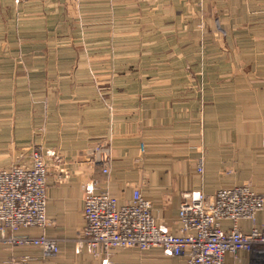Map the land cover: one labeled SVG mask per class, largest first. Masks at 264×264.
<instances>
[{
    "label": "crops",
    "instance_id": "obj_1",
    "mask_svg": "<svg viewBox=\"0 0 264 264\" xmlns=\"http://www.w3.org/2000/svg\"><path fill=\"white\" fill-rule=\"evenodd\" d=\"M46 149L59 158L45 191L58 249L12 243L39 229L6 230L0 264H186L158 248L78 250L83 184L119 205L138 188L172 234L187 193L264 194V0H0V170ZM107 155L108 175L87 163Z\"/></svg>",
    "mask_w": 264,
    "mask_h": 264
},
{
    "label": "built area",
    "instance_id": "obj_2",
    "mask_svg": "<svg viewBox=\"0 0 264 264\" xmlns=\"http://www.w3.org/2000/svg\"><path fill=\"white\" fill-rule=\"evenodd\" d=\"M14 3L19 7L23 0H14ZM109 156L102 157L99 162L105 161L106 167L101 164V173L105 175L112 162ZM50 158L59 161L52 150H39L32 154L31 167L0 170L1 233L49 225L45 222L44 206ZM87 163L91 165L95 161L88 157ZM66 173L65 170L64 175ZM96 186L92 178L87 179L79 250H83L84 245L99 248L95 256L101 255L103 250L109 258L110 250L123 245L139 250L158 248L170 256L186 257V264H224L225 255L243 251H257L264 259V222L253 223L249 231H244L240 224L242 220L254 222L257 213L264 211V194L252 192L246 186L219 190L214 197L203 193L185 194L179 206L178 218L182 224L179 235L170 233L164 225H155L151 203L143 198L138 188L133 189L126 204L118 205L109 191L95 192ZM190 215H193L191 219ZM150 229L156 231L155 238L147 234ZM45 237L52 252H56V240ZM24 239H28L27 235ZM12 243L28 244L19 237L13 238Z\"/></svg>",
    "mask_w": 264,
    "mask_h": 264
},
{
    "label": "rangeland",
    "instance_id": "obj_3",
    "mask_svg": "<svg viewBox=\"0 0 264 264\" xmlns=\"http://www.w3.org/2000/svg\"><path fill=\"white\" fill-rule=\"evenodd\" d=\"M55 156L58 157V155H56L55 153ZM111 157V156H109ZM93 161H95L94 164H91V165H94L96 166L101 172H103V167L101 164H103L104 167H106V165L104 164L105 161L103 163H99L101 162V159L99 160H95L94 158H92ZM87 182V181H86ZM86 182L83 184V190H85V185H86ZM95 189V192H96V187H94ZM105 191H108V189L106 188ZM103 192V191H101ZM112 199L114 202H116L118 205H119V200L117 197L115 196H112ZM44 215L47 216V212H46V208L44 206ZM82 217H83V212H82ZM48 219L45 220V222H47ZM35 229H39V237H33V236H30L27 235L28 239H24V235H13V238H16V237H19L20 240L23 242V241H27L28 244H16V245H24V246H29V247H35V248H38L42 253L44 254H52V247L48 245V239L45 237V227H37L35 226L34 227ZM15 232V231H12V233ZM31 234H33L32 232H29ZM0 236L1 238H3L4 234L0 232ZM84 245V244H83ZM80 246L78 247V250H79ZM135 247H125L124 245L123 246H120V247H116L115 249H112L110 250V257L111 258L115 252L119 251V250H126V249H134ZM83 252H88L90 255H96L97 252L99 251V248H88L87 246L84 245V249L82 250ZM244 252V251H243ZM106 254L105 251H101V255L104 257V255ZM237 253L235 252L234 254H231V255H236ZM26 262H28V260L26 258H21L20 260L16 261V263H19V264H25ZM30 263H31V260H30Z\"/></svg>",
    "mask_w": 264,
    "mask_h": 264
},
{
    "label": "water",
    "instance_id": "obj_4",
    "mask_svg": "<svg viewBox=\"0 0 264 264\" xmlns=\"http://www.w3.org/2000/svg\"><path fill=\"white\" fill-rule=\"evenodd\" d=\"M251 259H250V262L252 264H264V259L262 258V256L257 252H252L251 253Z\"/></svg>",
    "mask_w": 264,
    "mask_h": 264
},
{
    "label": "bare ground",
    "instance_id": "obj_5",
    "mask_svg": "<svg viewBox=\"0 0 264 264\" xmlns=\"http://www.w3.org/2000/svg\"><path fill=\"white\" fill-rule=\"evenodd\" d=\"M191 217H193V215H190L189 216L190 219H191ZM46 218H47V216H46ZM207 221H209V220H207ZM124 223H126V222H124ZM155 225L157 226L156 223H155ZM147 234L150 235V236H152L153 238L156 237V231L155 230L150 229L149 231H147ZM174 235H179V234H174ZM80 246H82V245H80Z\"/></svg>",
    "mask_w": 264,
    "mask_h": 264
}]
</instances>
